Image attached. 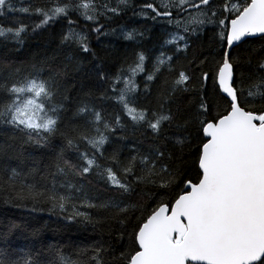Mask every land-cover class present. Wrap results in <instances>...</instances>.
Segmentation results:
<instances>
[{
	"label": "snow or ice",
	"instance_id": "1",
	"mask_svg": "<svg viewBox=\"0 0 264 264\" xmlns=\"http://www.w3.org/2000/svg\"><path fill=\"white\" fill-rule=\"evenodd\" d=\"M0 190V264H264V0H0Z\"/></svg>",
	"mask_w": 264,
	"mask_h": 264
},
{
	"label": "trees",
	"instance_id": "2",
	"mask_svg": "<svg viewBox=\"0 0 264 264\" xmlns=\"http://www.w3.org/2000/svg\"><path fill=\"white\" fill-rule=\"evenodd\" d=\"M115 26V25H113ZM139 26V24H137ZM156 42L155 36L152 40L144 41V48L151 49L153 44ZM201 44L204 46L207 45V39L205 38L203 41L197 42L196 47H199ZM27 45L29 48L35 50L37 47L43 49L48 48L49 51L55 47V44H48L44 38L37 36L29 39L27 41ZM103 45H109V52H101V55L115 59L125 54V50L130 49L132 45L129 42H125L123 40L117 39L115 37L109 38H101L100 43L98 44L95 39L93 40V47L98 50ZM7 201V202H6ZM31 204H23L17 206V202H15L8 191L0 190V220L6 219H17V218H25L28 219L29 211L31 209ZM43 218V220H48V214L45 213H37L36 218ZM54 219V218H53ZM118 226L109 222L105 225H98L95 230L90 226L86 230L83 229L80 225H70L68 227L67 232L65 233V238L71 237L77 242L90 243L92 240L96 239H105L109 240L113 245H117L118 241L116 240V231L115 229Z\"/></svg>",
	"mask_w": 264,
	"mask_h": 264
}]
</instances>
